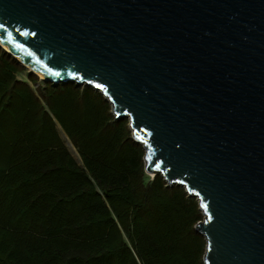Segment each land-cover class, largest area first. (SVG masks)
I'll use <instances>...</instances> for the list:
<instances>
[{
    "label": "water",
    "instance_id": "95a60500",
    "mask_svg": "<svg viewBox=\"0 0 264 264\" xmlns=\"http://www.w3.org/2000/svg\"><path fill=\"white\" fill-rule=\"evenodd\" d=\"M0 47L127 119L197 201L203 264H264V0H0Z\"/></svg>",
    "mask_w": 264,
    "mask_h": 264
},
{
    "label": "trees",
    "instance_id": "16d2710c",
    "mask_svg": "<svg viewBox=\"0 0 264 264\" xmlns=\"http://www.w3.org/2000/svg\"><path fill=\"white\" fill-rule=\"evenodd\" d=\"M24 71L0 47V264H203L197 201L144 173L127 119Z\"/></svg>",
    "mask_w": 264,
    "mask_h": 264
},
{
    "label": "rangeland",
    "instance_id": "374dc122",
    "mask_svg": "<svg viewBox=\"0 0 264 264\" xmlns=\"http://www.w3.org/2000/svg\"><path fill=\"white\" fill-rule=\"evenodd\" d=\"M27 73H31L29 72L27 69H25L24 72L17 74V77L19 79L25 80L26 81V74ZM38 77V76H37ZM39 79V77H38ZM41 81V80H39ZM31 86V84H30ZM58 132L60 137L62 138L64 145L67 147L68 151L70 152V154L72 155V157L78 162V164L80 165V159L75 151V149L73 148V146L71 145V143L69 142V140L66 138V136L64 135V133L61 131V129L58 127Z\"/></svg>",
    "mask_w": 264,
    "mask_h": 264
}]
</instances>
